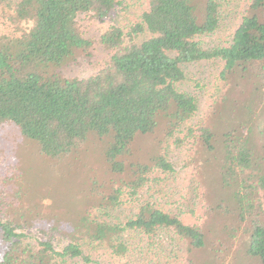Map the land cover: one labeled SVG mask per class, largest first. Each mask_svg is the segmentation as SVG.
<instances>
[{"label": "trees", "instance_id": "16d2710c", "mask_svg": "<svg viewBox=\"0 0 264 264\" xmlns=\"http://www.w3.org/2000/svg\"><path fill=\"white\" fill-rule=\"evenodd\" d=\"M119 2L0 0V7L11 12L15 23H30L19 34L0 31V124L12 123L21 137L37 144L40 155L65 164L67 176L79 172L74 181H56L51 189L20 185L11 193L6 187L9 178H4L0 183V264H65L77 258L93 263L83 254L84 242L103 246L113 258L122 260L132 254L130 236L152 243L161 230L185 241V264H200L188 256L189 250L206 243L200 225L185 223L150 201H143L132 217L122 221L99 218L96 209L105 212L118 206L123 197H135L153 173L171 170L162 151L144 161L130 156L135 138L154 132L159 122L163 139L182 127L186 128L184 138L196 133L202 139L211 137L208 126L201 124L196 130L189 126L197 101L179 87L185 81L182 65L219 59L224 79L241 67L264 66V0H249L230 43L214 48H204L196 37L217 29L219 0H147V8L127 33L128 42L117 25L101 34L100 43L110 52L104 67L86 78L63 76L59 68L78 55L88 57L92 45L83 37L77 16L103 22ZM142 34L146 36L141 41H133V35ZM89 134L107 138L108 143L94 160L93 175L88 170L83 175L84 170L74 169L68 160L81 153ZM232 135L229 132L225 140L222 178L225 183L237 182V221L249 222L244 228L246 254L264 264V221L255 209L256 193L247 185L252 178L248 171L253 150L241 139H229ZM35 181L45 184L38 176ZM259 183L264 187V176ZM38 198L57 202L51 203L55 210L43 214L51 221L36 219L39 210L31 205ZM19 200L29 205L16 207ZM41 220L46 222L36 225ZM34 226L42 237L35 244L26 243V229ZM222 228L227 231L225 224ZM236 230L235 226L232 234L227 232L225 241ZM58 240L66 243L57 249ZM216 259L213 254L211 264H221Z\"/></svg>", "mask_w": 264, "mask_h": 264}, {"label": "rangeland", "instance_id": "374dc122", "mask_svg": "<svg viewBox=\"0 0 264 264\" xmlns=\"http://www.w3.org/2000/svg\"><path fill=\"white\" fill-rule=\"evenodd\" d=\"M248 3L249 0H219L220 18L217 29L197 36L196 40L204 48L227 46ZM146 8L147 0H120L111 16L103 22L79 14L77 22L83 37L92 41L89 56L78 55L75 60L61 66L59 72L65 77L78 78L97 73L110 58V52L100 43L101 34L109 26L117 25L124 31L125 41L128 42L127 33L131 32L139 15ZM29 26L30 23H15L11 12L0 7V31L19 34ZM145 36L133 35L132 38L138 42ZM182 67L185 81L179 87L192 94L197 101V111L188 122L189 126L196 130L204 124L210 128L211 137L202 139L196 133L195 136L184 138L183 131L186 128L182 127L171 137L163 139L161 122L154 132L137 136L131 145L130 156L134 160L144 161L162 151L171 170L165 173L156 171L152 174L151 181L135 197H123L121 204L105 212L96 209V215L107 221H122L132 217L143 201H150L156 207L178 216L183 222L202 227L206 236L204 247L188 252V256L197 263L211 264L212 256L216 254L217 263L221 264H260L258 257L246 254L248 235L244 233V228L249 222L237 221L240 213L234 200L237 182L231 179L225 183L221 166L227 134L233 132L229 139H241L253 150L252 170L248 171L252 178L247 185L256 193L255 209L259 211L260 221H264V187L259 183V177L264 176V66L241 67L227 79L221 77L222 62L219 59L192 62L183 64ZM176 137L183 139L176 142ZM161 141L164 142L160 145ZM107 143V138L89 134L81 153L72 154L69 164L78 171L84 170L81 173L83 175L87 170L93 175L96 170L94 160ZM64 166L61 161L40 155L37 144L21 137L12 123L0 124V183L4 178H9L6 187L10 193L20 185L23 189L35 186L38 190L51 189L56 181H74L79 172L75 171L67 176ZM37 176L45 184L40 186L35 181ZM7 199H11V195H7ZM26 200H19L14 204L22 208L21 206L29 205ZM51 203L47 198L34 200L31 206L39 210L37 220L43 218L44 212L56 209L53 205L57 202L52 203L53 205ZM42 220L37 223L34 221V225L46 222ZM51 220L52 218L49 221ZM223 224L227 231L223 230ZM235 226L236 233L225 241L226 233L232 234ZM25 234L24 241L29 244H35L42 237L35 226L30 230L26 229ZM130 237L134 245L132 254L122 260L113 258L106 248L93 243L84 242L81 249L85 256L93 260L89 264H185L186 243L171 231H159L152 243L138 236ZM64 243L66 240H58L55 246L58 249ZM65 264L87 263L77 258L69 259Z\"/></svg>", "mask_w": 264, "mask_h": 264}]
</instances>
